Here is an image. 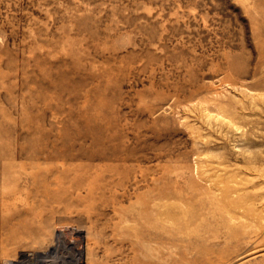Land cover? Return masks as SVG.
<instances>
[{
	"label": "rangeland",
	"instance_id": "rangeland-1",
	"mask_svg": "<svg viewBox=\"0 0 264 264\" xmlns=\"http://www.w3.org/2000/svg\"><path fill=\"white\" fill-rule=\"evenodd\" d=\"M6 259L264 264V0H0Z\"/></svg>",
	"mask_w": 264,
	"mask_h": 264
},
{
	"label": "bare ground",
	"instance_id": "bare-ground-1",
	"mask_svg": "<svg viewBox=\"0 0 264 264\" xmlns=\"http://www.w3.org/2000/svg\"><path fill=\"white\" fill-rule=\"evenodd\" d=\"M67 232L66 231H64V230H60L59 232H58V234L56 235V237H54L53 238V246H51V249L52 250H50V251H47V252H42V253H38L37 254V256L38 257H48L49 255H50V253L52 254V252H58L59 251V249H62V247L64 248V246L67 244V240L69 241V239H67L66 240V234ZM72 234H73V232H72ZM78 234V233H77ZM79 235V234H78ZM77 236V235H76ZM72 238V237H71ZM76 240V239H75ZM80 240V239H79ZM80 242V241H79ZM72 244V243H71ZM69 245V244H68ZM76 246V245H75ZM61 247V248H60ZM83 247V246H82ZM81 247V248H82ZM80 248V249H81ZM65 249H66V247H65ZM61 251V250H60ZM55 254V253H54ZM53 254V255H54ZM52 256V255H51ZM34 257V256H33ZM37 258V257H36ZM58 259V258H57ZM58 260H60V259H58ZM30 262V261H29ZM49 262V261H48ZM62 261H60V263H61ZM78 261H76V264H78L77 263ZM50 263V262H49ZM48 263V264H49ZM10 264H28L25 260L24 261H19V262H17V261H13V260H11V262H10ZM40 264H46V262H44V261H41L40 262ZM51 264H53V263H51ZM75 264V263H74Z\"/></svg>",
	"mask_w": 264,
	"mask_h": 264
},
{
	"label": "built area",
	"instance_id": "built-area-1",
	"mask_svg": "<svg viewBox=\"0 0 264 264\" xmlns=\"http://www.w3.org/2000/svg\"><path fill=\"white\" fill-rule=\"evenodd\" d=\"M14 261V260H13ZM10 262H11V259H6L5 261H4V264H10Z\"/></svg>",
	"mask_w": 264,
	"mask_h": 264
}]
</instances>
